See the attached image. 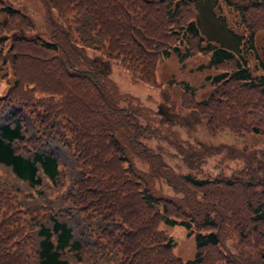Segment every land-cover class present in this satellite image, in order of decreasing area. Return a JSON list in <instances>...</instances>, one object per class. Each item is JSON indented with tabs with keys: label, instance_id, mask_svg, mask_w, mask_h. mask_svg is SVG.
Returning a JSON list of instances; mask_svg holds the SVG:
<instances>
[{
	"label": "trees",
	"instance_id": "16d2710c",
	"mask_svg": "<svg viewBox=\"0 0 264 264\" xmlns=\"http://www.w3.org/2000/svg\"><path fill=\"white\" fill-rule=\"evenodd\" d=\"M38 1L44 31L0 0V264H264V177L242 174L264 150L194 144L108 71L117 63L160 89L172 112L201 117L210 133H264V74L254 72L264 71L256 47L264 0H224L242 34L215 13L220 0ZM215 23L229 43L203 33ZM200 53L209 58L198 68L215 70L208 94L199 98L188 81L163 88L162 60ZM150 137L187 165L216 159L219 170L178 171ZM228 160L239 163L230 174ZM161 224L195 233L192 259L174 254Z\"/></svg>",
	"mask_w": 264,
	"mask_h": 264
},
{
	"label": "rangeland",
	"instance_id": "374dc122",
	"mask_svg": "<svg viewBox=\"0 0 264 264\" xmlns=\"http://www.w3.org/2000/svg\"><path fill=\"white\" fill-rule=\"evenodd\" d=\"M14 1L25 12L33 16L36 25L40 31L45 30L44 26V9L38 0H11ZM238 2H247L248 0H235ZM217 16H222L226 22L232 26L238 33L242 34V26L238 27L236 19L239 16L233 12L227 2L220 0L214 7ZM199 18L202 22L205 20L206 14L203 7L200 11ZM264 21V17H260L259 23ZM203 33L211 40H218L221 42L229 43V36L227 32H223L219 25L209 24L206 27L201 25ZM245 39V38H244ZM256 47L262 58H264V30L256 35ZM89 54L94 57L98 62L103 59L98 51L89 50ZM209 54L200 53L190 57L187 61L182 63L175 55L164 59L160 62L157 70V79L162 84L163 88L167 87V83L172 79L175 81H188L196 88V94L199 98L208 94L211 90V85L206 79L208 73L214 72L213 68L199 69L201 64H206ZM109 74L118 83L122 93L131 98L133 102H140L142 105L149 106L155 110H160L167 118L175 123L174 129L178 130L182 137L189 139L196 145L205 146H218L221 144H230L238 147H245L248 150H264V133H253L244 131L241 134H235L230 129H223L214 133H210L205 125V120L201 117L187 113V112H172L169 105L164 102L161 90L154 88L152 85L145 82H133L130 74L125 71L117 63L109 64ZM255 73H263L261 69L254 70ZM166 91L171 95L172 99H179L180 92L176 88H166ZM148 144L159 151L162 146L165 152L164 160L170 166L178 171L185 172L190 169L193 170L200 177H207L217 173L219 168L216 166V159L202 160L195 162L193 165L185 164L181 156H177V150L166 141L150 137L146 139ZM238 161L228 160L224 164L225 172L230 174L231 168L237 165ZM239 164V163H238ZM245 176H260L264 177V155L258 154V158L249 169L243 172ZM167 194H171L170 189H166ZM160 228L165 230L176 242L173 248L174 254L182 257L183 259H192L196 254L195 248V233H189L188 228L182 224L166 225L161 224ZM226 245L230 248L237 245V237L231 236L226 240Z\"/></svg>",
	"mask_w": 264,
	"mask_h": 264
}]
</instances>
